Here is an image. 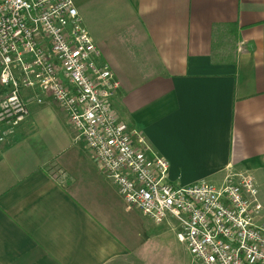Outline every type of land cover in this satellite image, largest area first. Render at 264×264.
I'll return each mask as SVG.
<instances>
[{"label":"crops","instance_id":"1","mask_svg":"<svg viewBox=\"0 0 264 264\" xmlns=\"http://www.w3.org/2000/svg\"><path fill=\"white\" fill-rule=\"evenodd\" d=\"M73 2L120 83L116 115L168 162L170 184L256 172L264 186V0ZM24 97L29 117L0 131V264L136 258L158 226L124 203L50 98Z\"/></svg>","mask_w":264,"mask_h":264},{"label":"built area","instance_id":"2","mask_svg":"<svg viewBox=\"0 0 264 264\" xmlns=\"http://www.w3.org/2000/svg\"><path fill=\"white\" fill-rule=\"evenodd\" d=\"M73 0H0V131L50 98L124 203L169 226L193 264H264V203L250 173L177 187L168 162L113 109L120 83L101 63Z\"/></svg>","mask_w":264,"mask_h":264},{"label":"rangeland","instance_id":"3","mask_svg":"<svg viewBox=\"0 0 264 264\" xmlns=\"http://www.w3.org/2000/svg\"><path fill=\"white\" fill-rule=\"evenodd\" d=\"M251 174L256 179L259 197L264 203V186L257 182L256 172ZM146 222L154 225L151 221L146 220ZM122 264H193V262L184 245L179 243L173 229L163 225L154 228L153 242L148 247L142 249L136 258Z\"/></svg>","mask_w":264,"mask_h":264}]
</instances>
